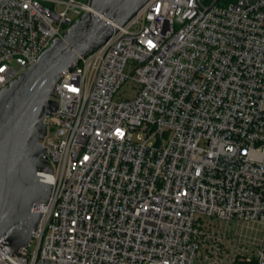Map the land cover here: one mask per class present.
Wrapping results in <instances>:
<instances>
[{"label": "built area", "instance_id": "built-area-1", "mask_svg": "<svg viewBox=\"0 0 264 264\" xmlns=\"http://www.w3.org/2000/svg\"><path fill=\"white\" fill-rule=\"evenodd\" d=\"M87 1L0 0V90ZM111 25L54 88L50 196L27 263L0 264H236L224 239L264 264V0H148Z\"/></svg>", "mask_w": 264, "mask_h": 264}, {"label": "water", "instance_id": "water-1", "mask_svg": "<svg viewBox=\"0 0 264 264\" xmlns=\"http://www.w3.org/2000/svg\"><path fill=\"white\" fill-rule=\"evenodd\" d=\"M148 0H88L84 11L53 39L35 64L0 90V246L8 254L28 244L52 184L39 172L51 173L41 141L45 117L57 109L53 91L63 72L107 42L111 23L123 25Z\"/></svg>", "mask_w": 264, "mask_h": 264}, {"label": "rangeland", "instance_id": "rangeland-1", "mask_svg": "<svg viewBox=\"0 0 264 264\" xmlns=\"http://www.w3.org/2000/svg\"><path fill=\"white\" fill-rule=\"evenodd\" d=\"M133 89L131 87V84L130 83H127L126 85H122L119 90H118V96L124 98V97H129V96H132L133 94ZM223 226V224H222ZM229 227V226H228ZM227 228V227H226ZM230 230L232 233H233V229L231 227H229ZM235 229V233L236 234H242V233H245V229L244 228H241V227H234ZM254 234V233H253ZM224 255H225V259L228 261V262H235L236 264H245V253L246 252H240L238 253V250L236 251L235 249V243L233 242V240L231 239H224ZM250 249V248H249ZM194 264H197V262H195Z\"/></svg>", "mask_w": 264, "mask_h": 264}]
</instances>
